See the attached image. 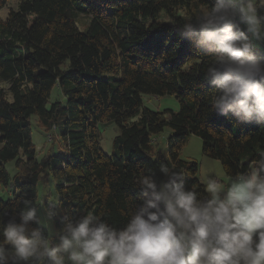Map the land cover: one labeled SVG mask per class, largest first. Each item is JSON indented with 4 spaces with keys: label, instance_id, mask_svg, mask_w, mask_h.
Segmentation results:
<instances>
[{
    "label": "trees",
    "instance_id": "16d2710c",
    "mask_svg": "<svg viewBox=\"0 0 264 264\" xmlns=\"http://www.w3.org/2000/svg\"><path fill=\"white\" fill-rule=\"evenodd\" d=\"M8 2L0 0V11ZM15 2L0 17V189L7 191L6 198L0 194V221H19L29 200L61 204L57 230L64 217L83 211L105 212L122 226L141 204L140 175L151 169L161 179L162 162L184 174L186 187L204 190L198 163L180 157L190 135L227 176L264 151V125L211 108L205 78L211 58L179 32L181 21L214 0ZM252 45L264 61V43ZM146 96H173L179 109L153 110ZM105 121L118 130L111 154L97 131ZM166 128L163 153L158 136ZM33 129L47 139L41 153ZM49 178L53 198L43 188Z\"/></svg>",
    "mask_w": 264,
    "mask_h": 264
},
{
    "label": "clouds",
    "instance_id": "9594fccd",
    "mask_svg": "<svg viewBox=\"0 0 264 264\" xmlns=\"http://www.w3.org/2000/svg\"><path fill=\"white\" fill-rule=\"evenodd\" d=\"M262 10L264 0H214L179 32L211 58V108L264 125V61L251 42L264 43ZM159 174L142 172L141 204L122 226L83 211L57 230L61 204L23 200L19 221H0V264H264V151L227 183L208 175L203 191L166 163Z\"/></svg>",
    "mask_w": 264,
    "mask_h": 264
},
{
    "label": "rangeland",
    "instance_id": "374dc122",
    "mask_svg": "<svg viewBox=\"0 0 264 264\" xmlns=\"http://www.w3.org/2000/svg\"><path fill=\"white\" fill-rule=\"evenodd\" d=\"M16 5L15 0H9L7 5L0 11V17L4 18L9 9H13ZM80 21H87V17L84 14H79ZM252 44L255 40L251 41ZM56 89L53 91V96L56 94ZM64 101L65 99L62 98ZM144 103L146 106L153 110L162 111L165 108L171 109L173 111H177L179 109V102L173 96H164V97H154V96H146L144 97ZM34 121V120H33ZM97 131L99 133L100 138V146L104 153L111 154L112 152V141L114 136L118 133V130L113 122L105 121L101 122L97 126ZM32 135L37 143L38 151L43 152V149L46 147L45 143L47 142L46 137L43 135H38L36 130H32ZM170 134V129L166 128L162 133L158 136V143L160 150L163 153H166L167 149V137ZM180 157L186 160H193L198 163L199 170L198 176L204 183V180L208 175H215L218 178L222 179L225 183L228 182L230 176H227L223 170V167L219 160L215 158L208 157L202 153V140L196 135H190L180 150ZM8 170L13 174L17 171V169L13 168L12 163H7ZM43 188L46 191L51 193L50 198H53V181L51 178L48 179L47 183H43ZM0 194L3 198L7 197V191L0 189Z\"/></svg>",
    "mask_w": 264,
    "mask_h": 264
}]
</instances>
